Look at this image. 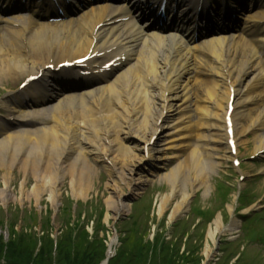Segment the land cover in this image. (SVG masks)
Segmentation results:
<instances>
[{
    "label": "bare ground",
    "instance_id": "bare-ground-1",
    "mask_svg": "<svg viewBox=\"0 0 264 264\" xmlns=\"http://www.w3.org/2000/svg\"><path fill=\"white\" fill-rule=\"evenodd\" d=\"M122 1L132 8L141 4L139 0ZM249 6L254 10L241 31L251 38L218 34L197 45H191L196 21L192 12L167 32L157 24L150 32H142L145 23L139 24L135 18L137 27L130 33L114 31L115 25L105 23L99 27L105 5L92 6L78 19L65 22H42L29 29L18 21L22 23L20 27L3 28L0 87L6 89V94L0 97V110L6 116L0 114V170L4 184L0 187V201L7 200L14 169L34 179L29 189L26 179L24 186L19 185L20 195H11L15 201L34 200L40 204L46 195L57 207L65 179L74 196L87 199L100 162L108 177V221L110 215L115 217L127 210L122 187L139 190L150 179L152 170H145L143 165L162 167L168 158L180 157L183 152L161 177L171 185L170 193L156 202V211L161 215L183 182L181 198L169 213L171 221L185 211L190 188L203 186L208 190L210 170L237 159L240 146L249 144L248 133L251 154L264 157V0H249L246 8ZM185 11H181L183 17ZM202 11L206 15L207 11ZM139 38L143 40L135 43ZM145 41L147 45L142 44ZM116 43V49L127 50V61L108 82L76 93H64L66 89L53 85V80L63 75L55 69L51 72L49 65L56 68ZM41 72L43 75L21 95L15 91L7 94L11 84ZM53 72L52 79L49 73ZM22 95L25 101L33 100L31 108L21 102ZM45 116L51 123L46 124ZM228 209L233 210L232 205ZM251 209L250 204L240 211L245 214ZM236 224L233 219L229 227L223 226L222 213L208 224L207 264L211 241L216 243L219 232L232 230ZM108 242L106 257L100 264H109L116 237H110ZM34 262L28 260L27 264Z\"/></svg>",
    "mask_w": 264,
    "mask_h": 264
},
{
    "label": "rangeland",
    "instance_id": "rangeland-1",
    "mask_svg": "<svg viewBox=\"0 0 264 264\" xmlns=\"http://www.w3.org/2000/svg\"><path fill=\"white\" fill-rule=\"evenodd\" d=\"M17 84H11L10 88ZM5 94L6 89L0 87V97ZM2 116H6L4 112ZM44 120L46 124L52 121L48 116ZM248 140V145L245 142L240 146L238 156L245 174L231 161L221 164L215 171L210 170L209 189L190 188L185 211L173 224L169 213L175 201L181 198L183 182L179 183V189L161 215L156 211V202L170 193L171 185L161 177L184 155L183 152L180 157L168 158L162 167L143 165L145 170H152L150 179L139 190L123 186L127 210L115 217L110 215L108 221L105 219L109 212L105 202L109 195L108 177L102 163H97L94 188L87 199L74 196L65 179L57 207L50 204L46 195L40 204L34 200L15 201L13 198L20 195L19 185L24 186L22 182L26 179L29 189L34 179L14 169L6 203L0 201V264H27L28 260L35 261L33 264H100L106 257L112 236L116 237V242L108 261L111 264H169L167 261L171 258L173 264H204L207 227L218 213H222L223 226L229 227L233 219L237 224L232 230L219 232L216 243L211 241L208 263L264 264V238L252 241L250 237L264 231V220H260L264 217V157L248 158L252 155L249 133ZM1 173L0 170V187H3ZM191 175L190 172L192 179ZM245 192L248 194L242 203L252 202L257 209L254 213L261 214L255 220L239 217L242 205L235 196ZM229 205L233 210L228 209ZM142 246L146 257L142 255ZM10 254L15 262L11 261Z\"/></svg>",
    "mask_w": 264,
    "mask_h": 264
},
{
    "label": "trees",
    "instance_id": "trees-1",
    "mask_svg": "<svg viewBox=\"0 0 264 264\" xmlns=\"http://www.w3.org/2000/svg\"><path fill=\"white\" fill-rule=\"evenodd\" d=\"M10 248L12 249L13 247L10 245ZM142 250H143V246L141 247V251H142ZM143 252H144V251H142V255H144ZM10 255H11V254H10ZM10 255H9V256H10ZM144 256L146 257V255H144ZM145 257H144V258H145ZM139 258H142V257L140 256ZM144 258H143V259H144ZM11 259H12L11 261H14V262H15V257H14V256L11 255ZM143 261H144V260H143ZM27 262H28V261H27ZM140 262L142 263V261H140ZM140 262H139V263H140ZM167 262H168L169 264H173V263H174V260L171 258V260H169V261H167ZM109 264H111V261H110Z\"/></svg>",
    "mask_w": 264,
    "mask_h": 264
}]
</instances>
